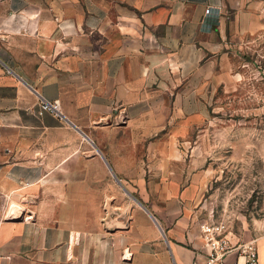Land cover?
<instances>
[{
	"label": "crops",
	"instance_id": "1",
	"mask_svg": "<svg viewBox=\"0 0 264 264\" xmlns=\"http://www.w3.org/2000/svg\"><path fill=\"white\" fill-rule=\"evenodd\" d=\"M263 65L264 0H0V264H206L193 139Z\"/></svg>",
	"mask_w": 264,
	"mask_h": 264
},
{
	"label": "rangeland",
	"instance_id": "2",
	"mask_svg": "<svg viewBox=\"0 0 264 264\" xmlns=\"http://www.w3.org/2000/svg\"><path fill=\"white\" fill-rule=\"evenodd\" d=\"M257 74L256 112L233 111L228 94L193 139L203 177L193 201L196 219L205 234L228 243L264 229V65Z\"/></svg>",
	"mask_w": 264,
	"mask_h": 264
},
{
	"label": "built area",
	"instance_id": "3",
	"mask_svg": "<svg viewBox=\"0 0 264 264\" xmlns=\"http://www.w3.org/2000/svg\"><path fill=\"white\" fill-rule=\"evenodd\" d=\"M216 15L213 13L211 8H207L205 10L206 17H210V16L216 17ZM40 108L43 111L57 113L59 109V102L58 100H53V101L41 100ZM207 230H208L207 227L204 228V232H207ZM207 236H208L207 245L209 246L211 253L208 256L206 264H216V263L217 264H264L258 261L256 249L253 243H248L247 246H245L244 250L241 251L244 256V260L242 261L236 260L235 262H231V263L223 262L222 256L230 248L227 239L221 237L220 235H213L211 233L207 234ZM128 257L124 255V258H128Z\"/></svg>",
	"mask_w": 264,
	"mask_h": 264
}]
</instances>
